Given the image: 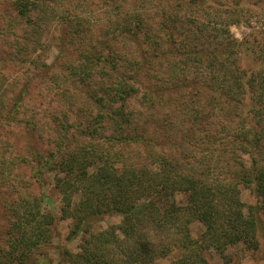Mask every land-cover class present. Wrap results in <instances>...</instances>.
I'll return each instance as SVG.
<instances>
[{"label":"trees","instance_id":"16d2710c","mask_svg":"<svg viewBox=\"0 0 264 264\" xmlns=\"http://www.w3.org/2000/svg\"><path fill=\"white\" fill-rule=\"evenodd\" d=\"M16 1L18 15L28 16L29 0ZM248 1L254 2L236 0L231 9H215L211 47L199 39L183 49L172 31L162 26L167 38L178 45V55H173L175 49L169 51L172 58L177 57L180 64L196 70L192 76L185 74L180 78L183 86H179L180 90L192 86L197 95L199 88L207 86L223 95L227 107L226 110L221 107L219 117L228 123L233 118L246 123L240 132L228 133L231 147L227 149L235 150L236 145L245 147L243 152L251 155L249 163L236 159L239 161L236 172L229 177L217 175L209 182L208 172L184 168L186 158L177 152L182 143L160 139L161 134L168 137L178 130L174 121L160 120L163 114L159 106L163 104L166 90L163 83L152 77L153 81L144 88V104L151 110L150 118H156V132L148 136L145 123L137 120L143 117L142 112L136 113L127 107L138 91L129 80L138 79L142 67L143 70L150 68L140 65V60L130 61L127 67L103 63L113 78L101 85L99 93H92L91 84L86 82L91 79L86 78L91 73L86 70L98 66L101 58L87 55L81 65L67 66L72 68V73H79L77 77L85 97L98 107L96 113L82 126L77 125V133L69 134L71 125L66 113L61 111L62 119L57 117L53 128L58 140L50 141L53 142L50 149H30V159L19 158L32 164L35 181L42 182L41 176L46 170H55L53 186L61 195L60 217L70 219L67 238L79 237L78 249L62 247L57 250L56 259L51 255L49 259L42 249L52 240L56 219L53 203L50 201V210H46L42 207L41 195L25 193L15 204L7 206L9 236L4 246H0V264H48L49 260L50 264H156L165 258L169 260L167 264H211L207 254L212 250L225 256L227 248L237 243L251 250L259 247L264 203L261 207L246 205L241 200L239 184L243 183L264 199V155L252 156L253 149L262 148L264 141V113L260 108V105L264 107V61L255 69L243 67L239 56L246 53L244 42L229 31L231 24L249 20L240 6L241 2ZM177 2L186 3L185 0ZM197 2L200 4L202 0ZM171 20L175 21L176 17ZM199 31L204 32L201 28ZM148 60L145 58L144 62ZM97 72L106 79L102 75L104 71ZM180 79L171 78L170 85L176 86ZM246 92L256 93L258 102L248 104V112L242 116L238 109L246 104ZM197 112L193 110V115ZM25 120L30 129L36 130L39 124L33 118ZM202 120L204 124L197 123V126L207 131L206 120ZM225 127L221 121L220 128ZM193 133L194 129L189 128L188 138L193 139ZM204 135L209 136L207 132ZM141 147L145 148L142 156ZM3 157L0 155L1 163L8 165ZM180 192L187 195L185 203L175 200L176 193ZM75 194L77 200L73 199ZM104 215H118L119 223L93 230L94 221ZM193 222L202 227L198 234L192 231Z\"/></svg>","mask_w":264,"mask_h":264},{"label":"rangeland","instance_id":"374dc122","mask_svg":"<svg viewBox=\"0 0 264 264\" xmlns=\"http://www.w3.org/2000/svg\"><path fill=\"white\" fill-rule=\"evenodd\" d=\"M15 1L0 0V155H4L6 163L9 162L3 165L0 160L1 247L9 236L7 206L15 204L19 196L26 193L41 195L42 207L46 210H50V201L53 203L56 219L52 240L42 249L49 259L50 255L56 259L57 250L62 247L72 251L78 249L79 237L72 240L67 238L70 219L60 217L61 195L53 186L55 170H46L42 173V182H38L32 175V164L19 161V158L25 156L30 159V149H50L53 145L50 141L58 140L53 128L54 122L62 119L61 111L66 113L71 125L69 134L77 133V125L82 126L96 113L98 107L85 97L83 85L77 77L79 73H72V68L68 67L81 65L87 55L101 58L98 66L86 70L91 73L90 77H86L91 79L86 82L91 84L89 91L92 93H99L101 85L113 78L103 63L127 67L130 61L140 60V65L150 68L143 70L142 67L138 79L129 80L138 91L127 107L136 113L142 112L143 117L137 120L145 123L148 136H154L156 132V118H150L151 110L144 104V88L153 81L152 77L163 83L166 90L163 104L159 106L163 114L160 120L167 118L174 121L178 130L168 137L161 134L160 139L166 141L168 138L169 141L173 139L182 143L178 145L177 152L186 158L184 168L208 172L206 177L209 182L217 175L220 178L229 177L236 172L235 165L239 158L249 163L251 155L243 152L245 147L241 146L242 149L236 145L235 150L227 149L231 147L228 133L240 132L245 129L246 123L239 118H233L228 123L219 117L227 107L223 95L207 89V86L199 88L197 95L192 86L184 88L185 91L180 90L181 79L185 74L192 76L196 70L180 64L179 58H172L169 51L175 49L173 55H178V45L167 38L162 26L166 25L172 31L174 39L181 43L183 49L199 39H204L205 45L211 47L214 43L212 20L215 9H231L236 0H202L200 4L197 0L193 3L185 0V4L177 0H29V14L26 17L18 15ZM240 6L249 15V20L231 24L229 31L233 37L244 42L243 50L246 53L239 56L241 65L255 69L264 61V0L241 2ZM174 16L176 22L171 20ZM199 28L204 32H200ZM145 58L149 60L144 62ZM99 69L104 71L102 75L106 79L99 76ZM171 78L181 79L176 86H172ZM245 97V106L238 109L242 116L245 111L248 112V104L256 105L258 102L256 93L246 92ZM262 107L260 105L264 113ZM193 110H198L196 115H193ZM30 118L39 124L36 130L27 125L25 119ZM202 119L206 120L207 131L197 126V123L204 124ZM262 120L264 126V117ZM221 121L226 125L225 129L220 128ZM189 128L194 129L191 136L194 140L188 138ZM206 132L209 136L204 135ZM188 139L191 142L186 144L184 140ZM164 146L167 148V145ZM261 147H255L252 156L260 158V155H264V141ZM140 149L142 156L145 148ZM259 161L261 163L262 160ZM2 166L7 167L2 170ZM239 189L241 200L246 205L263 206L264 199L251 188L241 183ZM73 199H78L77 194ZM175 200L185 203L186 193H176ZM261 217L263 226L258 231L259 247L256 250L237 243L227 248L225 256L213 250L208 252L209 262L264 264V217ZM119 220L118 215H104L94 221L93 230L117 224ZM191 227L195 234L202 230L198 222H193ZM168 262V258H165L156 264Z\"/></svg>","mask_w":264,"mask_h":264}]
</instances>
